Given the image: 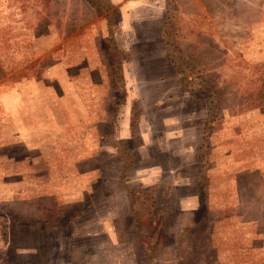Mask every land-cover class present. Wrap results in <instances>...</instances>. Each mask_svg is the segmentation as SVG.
Wrapping results in <instances>:
<instances>
[{"label":"rangeland","instance_id":"rangeland-1","mask_svg":"<svg viewBox=\"0 0 264 264\" xmlns=\"http://www.w3.org/2000/svg\"><path fill=\"white\" fill-rule=\"evenodd\" d=\"M0 264H264V0H0Z\"/></svg>","mask_w":264,"mask_h":264},{"label":"trees","instance_id":"trees-1","mask_svg":"<svg viewBox=\"0 0 264 264\" xmlns=\"http://www.w3.org/2000/svg\"><path fill=\"white\" fill-rule=\"evenodd\" d=\"M204 129L202 130V133H204ZM200 149V148H199ZM200 159H201V164H203L204 162H203V160H204V154H203V152L201 151V153H200Z\"/></svg>","mask_w":264,"mask_h":264}]
</instances>
